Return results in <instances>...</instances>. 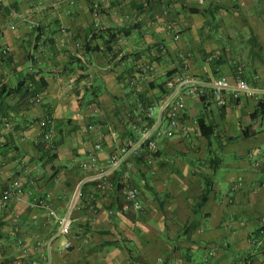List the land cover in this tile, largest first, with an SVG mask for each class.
Returning a JSON list of instances; mask_svg holds the SVG:
<instances>
[{
  "label": "crops",
  "instance_id": "obj_1",
  "mask_svg": "<svg viewBox=\"0 0 264 264\" xmlns=\"http://www.w3.org/2000/svg\"><path fill=\"white\" fill-rule=\"evenodd\" d=\"M100 1L0 0V264H264L250 243L264 218V128L256 120L246 136L241 123L257 110L252 97L217 108L184 95L178 130L168 136L163 123L155 159L137 161L127 183L140 191L139 212L123 211L121 172L107 190L94 181L135 137L132 124L144 108L130 82L138 62L155 66L143 86L145 104L164 97L158 85L189 48L188 35L199 53L191 61L195 77L238 76L264 86V0H205L201 7L200 0H105L96 13ZM11 9L41 28L11 17ZM165 21L181 31L178 41ZM103 32L116 35L112 44ZM46 118L55 124L51 150L42 138ZM200 119L216 129L210 140ZM98 139L103 149L92 166ZM16 180L22 192L4 205L2 193ZM31 193L52 194L59 216L71 212L67 236L47 211L30 207Z\"/></svg>",
  "mask_w": 264,
  "mask_h": 264
},
{
  "label": "built area",
  "instance_id": "obj_2",
  "mask_svg": "<svg viewBox=\"0 0 264 264\" xmlns=\"http://www.w3.org/2000/svg\"><path fill=\"white\" fill-rule=\"evenodd\" d=\"M105 0L95 2L93 4V10L96 13H100L104 9ZM205 0L199 1V6H204ZM11 17L17 18L23 22H26L30 28L38 31L41 28V24L37 21L30 19L28 15L19 13L18 11L11 9ZM165 15L169 13L166 11ZM163 26L169 31L173 32L174 41L179 40L180 32L176 31L175 25L169 21H165ZM97 27V25H96ZM10 29L15 28V24L8 26ZM5 31V27L0 25V38H2ZM61 32L66 36H72V31L68 28L62 27ZM77 48H81V44L77 43ZM160 53L162 55L168 54V48L165 45H160ZM4 55L8 54V50L3 51ZM191 53L180 54L177 57V65L170 69V75L165 80V88L167 93L159 101H154L151 104H147L142 112L145 115L147 121L142 124H132V129L136 134L132 139L124 142L109 158V163L106 169L102 170L96 177L98 188L101 190H107L112 187L110 178L112 175L121 172L122 185H124L123 197L124 206L123 211L139 212L142 209V201L140 197V191L137 188L129 186L127 183L131 177V173L135 168L136 162L145 157L146 161L152 162L158 151L159 145L155 137V133L162 131L163 123H167V128L164 133L168 136H173L178 130L180 125V110L184 107V95L199 100L201 103L214 104L217 108H225L229 105L230 101L233 103H239L246 100L248 97H252L256 100L257 104H264V86L255 87L251 86L247 81L241 77H237L234 80H230L227 77L220 78H206L199 79L195 77L191 72ZM138 70L136 77L132 80V84L135 86L136 95L144 94V84H148L152 80V76L155 72V66L151 63L139 62L136 64ZM140 101V100H139ZM203 104V103H202ZM99 114L98 109L91 111V117H97ZM159 115V116H158ZM149 121H154L152 125H149ZM258 123L264 128V114H262ZM9 128V125H7ZM42 138L47 143L48 148L51 150L54 148L53 138L55 137V124L52 118H46L41 122ZM89 130L102 133L101 127L92 125ZM102 141L98 139L93 146V150L89 154V162L92 166L97 163V153L102 151ZM264 187V183L262 184ZM22 192V184L20 180L12 182L2 193V201L4 205H7L9 201L18 196ZM29 205L31 208H40L48 212L51 219H54L58 225L59 236H67L73 226V219L71 212L59 216L57 211L52 205V194L47 193L45 195H36L31 193L29 195ZM262 227L259 230V236L250 240L251 245L259 252V255L264 258L261 251H264V218L262 219ZM19 245L24 251H28L29 247L25 245L23 241L19 242ZM72 242L67 241L64 245L66 250L72 247ZM211 256H214V251L210 252ZM50 264V263H48Z\"/></svg>",
  "mask_w": 264,
  "mask_h": 264
},
{
  "label": "trees",
  "instance_id": "obj_3",
  "mask_svg": "<svg viewBox=\"0 0 264 264\" xmlns=\"http://www.w3.org/2000/svg\"><path fill=\"white\" fill-rule=\"evenodd\" d=\"M191 12L193 13V14H197V13H199V11L197 10V9H191ZM105 35L108 39H107V44H112L113 42H114V40H115V38H116V35H113L112 33H106V32H103L102 33V35ZM96 37H97V35L95 34V32H94V34H93V39H96ZM158 51H159V53H160V50H159V48H158ZM114 53V52H113ZM161 54V53H160ZM169 50H168V54L167 55H162V56H169ZM114 55H118V54H114ZM122 60V59H121ZM139 63V62H138ZM213 63V62H212ZM151 64H153V63H151ZM219 64H222V61H221V59H219L216 63H213V65H212V67L215 69L216 67H217V65H219ZM138 70L136 69V65L134 66V76L133 77H138L136 74V72H137ZM171 73V72H170ZM170 73H168L167 74V77L170 75ZM166 77V78H167ZM166 78H165V80H166ZM134 78H130V82H132V80H133ZM236 79V78H235ZM159 86V90L162 92V91H164L165 92V94L167 93V90H166V88H165V82H163L162 84H160V85H158ZM151 87H152V85H151ZM143 96H144V94H142V95H140V97L138 96V98H139V100L141 101V105H142V107H145L147 104H145L147 101H146V99L145 98H143ZM202 101V103H203V105H205V106H208V104H205V102H203V100H201ZM148 103V102H147ZM262 114H264V104H259L258 106H257V110L255 111V113H253V114H251L250 116H249V119H248V121L246 122V117H242L241 118V123H242V127H244V130H243V132H244V134L246 135V136H249L248 134H249V128H251V126H252V123L253 122H255L256 120H258L259 119V117L262 115ZM131 118H130V116H128V120H130ZM135 119H137L133 124H135V125H139V124H142V123H145L146 121H147V119L145 118V115H144V113L142 112V109H140V107L138 106V115L136 116V118ZM153 122L154 121H149V125H152L153 124ZM247 126V127H246ZM199 132H200V134L203 136V137H205V138H207V139H211V137L212 136H214L215 135V132H216V129H215V127H212V126H210V125H208L206 122H205V120L204 119H200L199 120ZM133 133H134V131H133ZM136 135V134H135ZM145 159V157L143 156V157H141L139 160H138V162L140 161V160H144ZM2 200V199H1ZM264 250V249H263ZM263 252L264 251H261V253L263 254ZM260 256V255H259Z\"/></svg>",
  "mask_w": 264,
  "mask_h": 264
},
{
  "label": "rangeland",
  "instance_id": "obj_4",
  "mask_svg": "<svg viewBox=\"0 0 264 264\" xmlns=\"http://www.w3.org/2000/svg\"><path fill=\"white\" fill-rule=\"evenodd\" d=\"M193 8L194 9H197L195 6H193ZM246 32H248L249 33V31H246ZM180 34H181V32H180ZM184 34H185V32H184ZM220 36V35H219ZM245 36V35H244ZM187 41H188V44H189V48L188 49H185V50H181V54H184V53H191L192 54V57H191V61L195 58V56H197V55H199V53H198V51L195 49L196 48V46L194 45V43H196V42H194L195 40H194V38L191 36V35H188L187 36ZM233 43H234V45H235V42L233 41ZM233 45V46H234ZM203 57L204 58H209V57H211V56H208V54H205V55H203ZM210 63H211V61H210ZM191 64H192V62H191ZM231 69H233L232 67H230ZM236 68H238V67H236L235 66V69ZM170 70H168L167 71V73H166V77H167V74L168 73H170L169 72ZM238 77V76H237ZM229 121L231 122V121H235V118L234 117H231L230 119H229Z\"/></svg>",
  "mask_w": 264,
  "mask_h": 264
}]
</instances>
